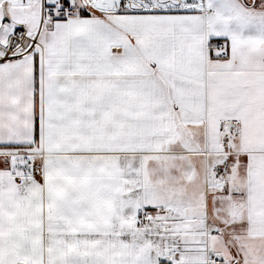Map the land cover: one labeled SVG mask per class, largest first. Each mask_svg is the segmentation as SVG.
<instances>
[{"label":"snow or ice","instance_id":"snow-or-ice-1","mask_svg":"<svg viewBox=\"0 0 264 264\" xmlns=\"http://www.w3.org/2000/svg\"><path fill=\"white\" fill-rule=\"evenodd\" d=\"M0 264H264V0H0Z\"/></svg>","mask_w":264,"mask_h":264}]
</instances>
